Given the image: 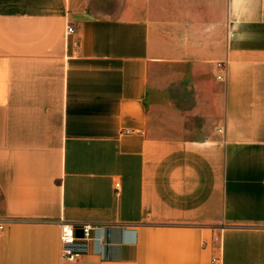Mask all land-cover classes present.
<instances>
[{"label": "crops", "instance_id": "0c3cea01", "mask_svg": "<svg viewBox=\"0 0 264 264\" xmlns=\"http://www.w3.org/2000/svg\"><path fill=\"white\" fill-rule=\"evenodd\" d=\"M1 221L0 264H264V0H0Z\"/></svg>", "mask_w": 264, "mask_h": 264}, {"label": "built area", "instance_id": "2783aa9c", "mask_svg": "<svg viewBox=\"0 0 264 264\" xmlns=\"http://www.w3.org/2000/svg\"><path fill=\"white\" fill-rule=\"evenodd\" d=\"M73 32L71 26H67L65 34ZM217 67L220 69V73L216 75V78L219 80H225L227 62L219 61L217 62ZM119 183L115 182V188L118 189ZM3 222H0V230L3 228ZM60 232H59V257L61 260L75 261L81 257L82 251L74 248V244L77 241H89L91 239V230L94 228L93 225L85 223L80 227V233L76 234L75 229L72 224L66 221H60ZM219 257H213L212 262L217 263Z\"/></svg>", "mask_w": 264, "mask_h": 264}]
</instances>
